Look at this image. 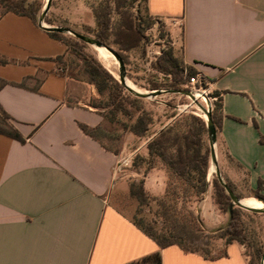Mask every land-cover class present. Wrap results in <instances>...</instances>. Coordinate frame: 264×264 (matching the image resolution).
Here are the masks:
<instances>
[{
	"label": "crops",
	"instance_id": "0c3cea01",
	"mask_svg": "<svg viewBox=\"0 0 264 264\" xmlns=\"http://www.w3.org/2000/svg\"><path fill=\"white\" fill-rule=\"evenodd\" d=\"M146 8L180 31L184 64L219 93L222 179L243 203H262L249 207H264L254 197L260 183L264 196V0H147ZM67 53L30 18L0 12V106L23 139L0 133V264H128L160 249L113 204L128 193L126 170L117 171L125 151L81 129L104 117L91 90L60 72ZM144 187L164 191L156 172ZM198 215L209 234L228 222L212 197ZM161 255L162 264H250L238 242L214 258L177 245Z\"/></svg>",
	"mask_w": 264,
	"mask_h": 264
},
{
	"label": "rangeland",
	"instance_id": "374dc122",
	"mask_svg": "<svg viewBox=\"0 0 264 264\" xmlns=\"http://www.w3.org/2000/svg\"><path fill=\"white\" fill-rule=\"evenodd\" d=\"M101 2L102 0H51L50 8L42 24L48 28H67L83 36L98 40V27L93 15V9ZM26 4H34L38 8L37 21L39 23V17L47 4V0H26ZM122 4H124V10L133 15L137 27L143 36L142 42L139 48L122 51L117 45L112 43L113 37H110V45L106 47L110 48L118 56L119 53L124 56L125 62L122 61L124 64V75L130 87L140 92L158 91L159 93L153 94L150 98H141V101L133 104V98L136 96L125 89L121 97L125 106L131 110V115H127L113 109V106L110 105V97L107 91L102 95L95 94V89L90 83V78L83 66V57L74 50L68 49L67 55L60 60V72L69 75L77 81L81 91L89 93V90H91L96 105L100 107L101 114L104 117V123L100 130L95 132L96 138L104 146L114 151L123 149L126 159L129 160L124 167L126 170L124 181L128 186V193L117 194L113 199L114 206L131 220L140 219L144 224L153 226L155 231L160 233L162 220L156 215V203L149 200L146 204L141 205L131 195L130 190L143 188L145 194L152 198H164L168 195L174 206V214L179 219L191 224L196 231L209 240L208 246L203 248L204 251L202 252L204 255L208 258L217 257L223 254L226 241L219 238L218 235L205 233L198 215L200 202L209 200L212 197L211 184L208 191L199 198L186 196L184 194L186 186L182 182L177 181L176 176L164 164L156 160L154 168L150 172H156L162 178L164 191L159 195H150L145 190L144 182L143 186L141 184V180L143 179L144 181V177L150 173L146 176L143 175L148 165L140 164V167L136 169L133 167V162L138 156L146 157L147 148L145 146L150 141L149 139L176 120L187 116H196L204 121L207 128V117L202 108L209 109L212 118V113L217 108L218 98L214 97V92H210L207 86L202 85L201 88L200 85L192 86L188 83L190 77L188 76V71L183 68L185 65L182 61L181 33L179 30L174 33L170 22L148 15L143 0L132 1L131 3L122 1ZM4 10L5 5L0 0V12ZM112 18L114 23L119 19L115 13H113ZM59 33L63 35L64 41H80L71 34ZM84 50L87 54L93 55L102 67L119 81L120 65L115 54H110L112 57L109 55L110 64H107L98 57L93 46L86 44ZM163 58L173 62L175 65L174 71L180 74L182 78V83L177 88L171 87L173 83L171 75L160 72V66L164 64ZM153 84L158 88L152 89ZM183 92H191L195 98H190ZM138 105L142 106L151 115L152 124L148 133V135H151L150 137L140 138L129 132V127L136 122L139 114L136 108ZM204 143L210 150L209 137L205 135ZM218 151L219 149L215 143L217 164ZM212 165L210 152L208 168L210 171L214 169ZM213 177H217L215 173L207 176L210 182ZM242 190L245 191V187ZM233 193L235 195L239 194L238 190L234 188ZM242 220L249 237V242L243 245L244 253L250 263L255 250L262 249L264 252V213H253L243 210Z\"/></svg>",
	"mask_w": 264,
	"mask_h": 264
},
{
	"label": "trees",
	"instance_id": "16d2710c",
	"mask_svg": "<svg viewBox=\"0 0 264 264\" xmlns=\"http://www.w3.org/2000/svg\"><path fill=\"white\" fill-rule=\"evenodd\" d=\"M5 5V12H13L20 16L30 18L38 25L37 16L38 8L34 4H26V0H1ZM122 1L137 0H102V2L93 9V15L98 27L97 39L105 46H109V38H112V43L117 45L122 51H129L140 47L143 36L137 27L132 14L126 12ZM146 8V1L143 0ZM115 13L119 19L114 23L112 15ZM53 39L64 43L68 49H72L83 57V66L85 72L90 78V83L93 85L96 93L102 95L105 91L109 93L110 105L115 111H120L123 114L131 115L121 97L125 88L119 83L109 72H107L97 59L84 50L86 44L81 41L63 40V35L59 32H47ZM122 61L125 62L124 56L119 53ZM61 59V58H59ZM164 64L160 66V72L171 75L173 83L171 87L177 88L182 83L180 74L174 71L175 65L171 60L163 58ZM183 61V60H182ZM184 64V61H183ZM185 65V64H184ZM188 71V76L193 77L198 74L191 67L184 66ZM182 72V71H181ZM7 82L0 80V88L6 85ZM203 85H205L203 83ZM22 86V84H19ZM156 85H152V89H157ZM214 97L218 98L217 108L212 113V122L216 131L220 128L219 110L221 108L219 93L214 92ZM141 98L134 97L133 104H137ZM139 112L136 122L129 127V132L137 137H150L148 135L152 124V118L142 106H136ZM10 116H8L0 106V133L11 138L23 141L18 132L8 124ZM81 129L92 138H96L95 132L99 131L101 126L90 129L85 125H80ZM204 135L208 137L207 128L203 120L196 116H187L180 120L174 121L172 124L162 129L156 135L151 137L147 144V156L136 157L133 162L134 168H139L140 164H146L148 167L143 172L146 176L153 168L156 160L164 164L168 170L176 176L177 181L182 182L186 188L184 194L186 196L199 198L203 196L209 189L211 184L212 198L218 209L228 215L226 226L218 230L214 235L225 239L226 244L238 242L244 245L249 242V237L246 233V228L242 220L243 209L231 205V198L227 194L226 189L220 184L217 177H213L210 182L207 178L209 168L210 150L204 143ZM98 140V139H97ZM99 141V140H98ZM106 147V146H105ZM108 148V147H106ZM110 149V148H108ZM119 153V151H114ZM143 179L141 184L143 186ZM226 185L233 191L230 183ZM262 190V183L258 185L254 197L264 203V196L259 193ZM131 195L144 205L149 200L156 203V215L161 218L160 233H157L153 226L144 224L142 220H132L134 225L143 233L151 238L160 248L156 252L147 255L139 260L128 264H162L161 249L171 245H177L186 252L199 253L203 256V248L207 247L209 240L200 232L196 231L191 224L179 219L173 211V204L167 195L164 198H152L145 194L143 188L138 190H130ZM241 199L239 194H236ZM254 213V212H253ZM263 250L257 249L252 254L250 264H260Z\"/></svg>",
	"mask_w": 264,
	"mask_h": 264
},
{
	"label": "water",
	"instance_id": "95a60500",
	"mask_svg": "<svg viewBox=\"0 0 264 264\" xmlns=\"http://www.w3.org/2000/svg\"><path fill=\"white\" fill-rule=\"evenodd\" d=\"M50 3H51V0H47V4H46V6H45V8H44V10L42 12V14L39 17V21L40 22L38 24H39V26L42 29H44L47 32L56 31V32L71 34L74 37H76L78 40H80V41H82V42H84V43H86L88 45H91L94 48H102L106 52H108L109 54H115L116 57L118 58L119 65H120L119 83L122 84V86H124V88L128 92H130L131 94H133L134 96L139 97V98H150V97L153 96V94L159 93L158 91H156V92H149V93L148 92H140V91H137L134 88L130 87L127 84L126 80H125L124 64H123L121 58L116 53H114V51H112L110 48L104 46L98 40L93 39V38H89V37H86V36H83L81 34H78V33L74 32V31L70 30V29H67V28H61V27L48 28V27L44 26L42 24V22L44 20V17L47 14L49 8H50ZM174 92H176V91H174ZM183 94L188 95L190 98H195L194 95L191 92H189V93L188 92L187 93L186 92H183ZM200 107L202 108V106H200ZM202 110H204L203 112H205L204 114H206V117H207V134H208V137H209V146H210V152H211V160H212V163H213L212 167L214 168L212 171H210V173H215L216 176H217L218 181L220 182V184L225 187L227 194L231 198V205L232 206L239 207V208H241L243 210H246V211H249V212L264 213V207H262V208H252V207H249V206L244 205L241 202V199L238 198L233 193V191L226 185V183L222 179V176H221L220 171H219V168H218L217 160H216V154H215L216 128H215V126H214V124L212 122L209 109L202 108ZM260 264H264V252H263V255L261 257Z\"/></svg>",
	"mask_w": 264,
	"mask_h": 264
},
{
	"label": "built area",
	"instance_id": "2783aa9c",
	"mask_svg": "<svg viewBox=\"0 0 264 264\" xmlns=\"http://www.w3.org/2000/svg\"><path fill=\"white\" fill-rule=\"evenodd\" d=\"M188 83L190 85H192V86L200 85V87L202 88L203 80H202V77L199 74H196L193 77L189 78ZM128 162H129V160L126 159V158H124L120 162H118L117 171L118 172H122L124 167L128 164Z\"/></svg>",
	"mask_w": 264,
	"mask_h": 264
},
{
	"label": "bare ground",
	"instance_id": "6f19581e",
	"mask_svg": "<svg viewBox=\"0 0 264 264\" xmlns=\"http://www.w3.org/2000/svg\"><path fill=\"white\" fill-rule=\"evenodd\" d=\"M95 51H96V53H97V55H98V57L99 58H101L102 60H104L107 64H110L109 63V53L108 52H106L104 49H102V48H95ZM111 56V55H110ZM112 57V56H111ZM241 202H242V200H241ZM244 202H248V201H246V200H244ZM243 203V202H242ZM244 205H246V206H254V207H256V206H262V203H259V204H255V205H249V204H245V203H243Z\"/></svg>",
	"mask_w": 264,
	"mask_h": 264
}]
</instances>
